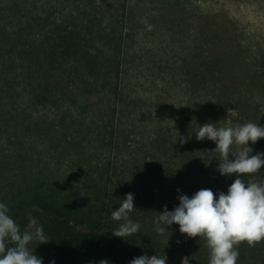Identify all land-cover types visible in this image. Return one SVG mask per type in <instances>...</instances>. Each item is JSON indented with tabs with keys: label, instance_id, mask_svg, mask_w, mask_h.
Listing matches in <instances>:
<instances>
[{
	"label": "rangeland",
	"instance_id": "1",
	"mask_svg": "<svg viewBox=\"0 0 264 264\" xmlns=\"http://www.w3.org/2000/svg\"><path fill=\"white\" fill-rule=\"evenodd\" d=\"M208 122L264 127V0H0V202L11 211L42 201L112 220L131 193L130 219L158 248L208 261L203 239L156 224L179 195L226 194L235 180L217 170L216 144L195 138ZM248 146L264 152V139ZM242 178L262 181L264 168ZM237 250V264H264V240Z\"/></svg>",
	"mask_w": 264,
	"mask_h": 264
},
{
	"label": "clouds",
	"instance_id": "2",
	"mask_svg": "<svg viewBox=\"0 0 264 264\" xmlns=\"http://www.w3.org/2000/svg\"><path fill=\"white\" fill-rule=\"evenodd\" d=\"M217 125L212 122L198 125L195 138L214 142L216 148L213 152L220 154L217 170L224 176H236L227 193L217 194L203 188L191 197L181 194L178 206L172 211L165 206L156 224L166 225L167 229L177 224L182 235L203 239L209 250L208 264H237V249L241 243L254 246L264 240V180L242 178L252 177L264 168V152L252 155L253 149L248 146L249 142L255 144L264 139V127L253 122L235 126ZM186 142L185 138L181 141ZM233 146H239L238 150L233 152ZM134 209V196L129 193L120 201L119 208L111 212L112 220L121 222L112 232L115 237L125 239L139 231L141 225L129 216ZM41 211L33 206L27 214V225L21 229L9 206L0 202V264H43L32 249L33 244H46L49 240L43 225L32 214ZM165 230L163 227L156 228L158 234H163ZM100 264L108 262L101 260ZM131 264H167V257L143 255L134 258ZM182 264H190L189 258L184 257Z\"/></svg>",
	"mask_w": 264,
	"mask_h": 264
},
{
	"label": "trees",
	"instance_id": "3",
	"mask_svg": "<svg viewBox=\"0 0 264 264\" xmlns=\"http://www.w3.org/2000/svg\"><path fill=\"white\" fill-rule=\"evenodd\" d=\"M74 39V36H71ZM69 44V43H68ZM57 47V45H56ZM55 47V48H56ZM71 50L68 45L66 51ZM54 54L53 49L48 51ZM51 90V85H43ZM33 206L41 212L32 213L43 225L49 240L46 244L32 245L35 255L43 260V264H100L106 260L108 264H131V261L143 255L167 257V264H182L186 256L165 253L152 242L151 238L138 231L129 237L117 238L112 232L119 225L107 216H61L59 209L50 202H37L17 207L11 215L23 229L27 225V214ZM190 264H208L201 259H190Z\"/></svg>",
	"mask_w": 264,
	"mask_h": 264
}]
</instances>
